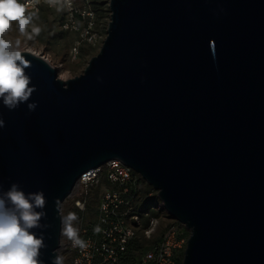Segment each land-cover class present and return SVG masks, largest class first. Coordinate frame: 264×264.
<instances>
[{
	"label": "water",
	"instance_id": "95a60500",
	"mask_svg": "<svg viewBox=\"0 0 264 264\" xmlns=\"http://www.w3.org/2000/svg\"><path fill=\"white\" fill-rule=\"evenodd\" d=\"M109 9L102 48L78 77L22 52L38 106L0 101V194L14 182L44 191L31 231L52 264L80 177L120 160L190 232L181 264H264V0Z\"/></svg>",
	"mask_w": 264,
	"mask_h": 264
},
{
	"label": "built area",
	"instance_id": "2783aa9c",
	"mask_svg": "<svg viewBox=\"0 0 264 264\" xmlns=\"http://www.w3.org/2000/svg\"><path fill=\"white\" fill-rule=\"evenodd\" d=\"M22 0L26 10L38 13L42 8H65L61 19L64 30H79L81 38L72 51L76 58L81 43L96 45L99 36L94 32L93 0ZM84 21L80 30L78 23ZM145 180L120 160L88 171L68 198L79 213H85L95 198L96 221L78 228L84 247L74 246L68 238L66 250L70 264H119L123 254L137 239L139 232L150 239L159 227L157 217L168 215L163 203L151 205V192L146 191ZM156 215V216H155ZM99 229V230H97ZM190 232L177 220L169 219L160 241L143 255V264H181ZM63 246V245H62ZM62 257V256H61Z\"/></svg>",
	"mask_w": 264,
	"mask_h": 264
},
{
	"label": "clouds",
	"instance_id": "9594fccd",
	"mask_svg": "<svg viewBox=\"0 0 264 264\" xmlns=\"http://www.w3.org/2000/svg\"><path fill=\"white\" fill-rule=\"evenodd\" d=\"M25 10L26 6L20 0H0V101L10 110L28 103L29 109L34 111L38 102L30 101L35 86L26 71L28 60L20 50L19 40L14 47L13 42L5 38L13 28V22L18 23L21 33L26 32L32 16H25ZM39 31V27H32L33 33ZM4 126L5 120L0 118V127ZM45 206L43 190L26 193L18 182L0 194V264H44L40 259L41 249L46 247L44 237L31 229L39 225L42 217L36 208ZM57 209L60 212L59 205ZM76 220L73 212L61 214V233L70 238L74 246L84 247L85 242L78 236L73 223ZM52 264H63V258L54 255Z\"/></svg>",
	"mask_w": 264,
	"mask_h": 264
},
{
	"label": "rangeland",
	"instance_id": "374dc122",
	"mask_svg": "<svg viewBox=\"0 0 264 264\" xmlns=\"http://www.w3.org/2000/svg\"><path fill=\"white\" fill-rule=\"evenodd\" d=\"M20 2L22 3V0H20ZM75 4L78 9L82 7V3L78 0H75ZM92 11L95 15L94 32L99 36V40L96 45L81 43L80 53L76 58H74L71 53L81 38V31L74 29L64 30L61 28V19L66 12L65 8L48 9L44 7L38 13L25 10V16L30 14L32 16V20L27 27L26 32L21 33L19 31L18 23L13 22V28L5 34V38L10 39L13 42L14 47L15 42L19 40L20 50L22 52L29 51L47 58L48 62L58 69L59 78L67 81L84 73L89 61L99 54L107 37V30L110 22L109 0H93ZM33 26L39 27L40 31L38 33H33ZM84 26V21L78 23V28L80 30ZM145 186L146 191L151 192L152 194L150 204L154 207H158L160 201L158 199L157 191L148 185L147 182H145ZM96 205L97 202L95 198H92L89 209L85 213H79L74 208L72 201L67 199L63 204L62 214L66 215L69 212L75 213L77 220L73 223L78 229L81 226H89L96 221ZM157 218L159 219L160 224L156 233L150 239L146 238L142 234L143 232H139V240L136 244V247H139V250L138 253L134 255L135 264H143V255L145 254L146 249L160 241L165 226L170 219L167 215H162ZM67 244L68 237L62 235L61 249L59 253L63 258V264H70L67 257Z\"/></svg>",
	"mask_w": 264,
	"mask_h": 264
},
{
	"label": "trees",
	"instance_id": "16d2710c",
	"mask_svg": "<svg viewBox=\"0 0 264 264\" xmlns=\"http://www.w3.org/2000/svg\"><path fill=\"white\" fill-rule=\"evenodd\" d=\"M138 240L139 239H137L133 244L129 246L127 251L123 254L122 258L120 259L119 264H135L134 255L137 254L139 250V247H136ZM148 249H146V251Z\"/></svg>",
	"mask_w": 264,
	"mask_h": 264
}]
</instances>
